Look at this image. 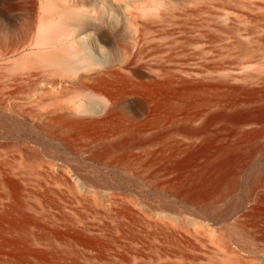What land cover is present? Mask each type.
<instances>
[{"label":"rangeland","instance_id":"374dc122","mask_svg":"<svg viewBox=\"0 0 264 264\" xmlns=\"http://www.w3.org/2000/svg\"><path fill=\"white\" fill-rule=\"evenodd\" d=\"M0 264H264V0H0Z\"/></svg>","mask_w":264,"mask_h":264},{"label":"bare ground","instance_id":"6f19581e","mask_svg":"<svg viewBox=\"0 0 264 264\" xmlns=\"http://www.w3.org/2000/svg\"><path fill=\"white\" fill-rule=\"evenodd\" d=\"M86 20L87 15L83 11L77 8H69L62 10L58 19L53 18L42 24L40 30L48 39L44 38L40 46L44 47L47 44L52 47H57L58 45L64 46L61 54L49 53V56L44 59L47 65L63 73L76 74L82 68L96 63L83 45L79 49H74L72 44L67 41L72 31L76 30H72V25L85 24ZM101 20L105 21V17L101 18ZM83 111L89 112V109L83 108Z\"/></svg>","mask_w":264,"mask_h":264},{"label":"water","instance_id":"95a60500","mask_svg":"<svg viewBox=\"0 0 264 264\" xmlns=\"http://www.w3.org/2000/svg\"><path fill=\"white\" fill-rule=\"evenodd\" d=\"M175 203H180L182 205L185 206L186 210L194 215V216H201L200 213H203L204 210H202V208H200L199 206L193 204V203H190V202H187L183 199H176L174 200ZM248 204L249 202L248 201H245L243 202L241 205L237 206L234 210H232L230 213H228L226 216H222V217H214L212 216V214H209L207 213V211H205L203 213V215L205 216V218L209 219V220H212L214 222H216L217 224L219 225H224V224H227L231 221H233L235 218H237L238 216H240L244 211L247 210L248 208ZM207 214V216H206Z\"/></svg>","mask_w":264,"mask_h":264}]
</instances>
